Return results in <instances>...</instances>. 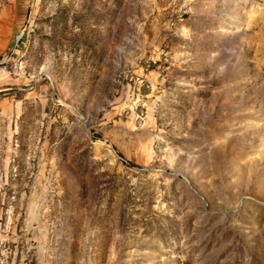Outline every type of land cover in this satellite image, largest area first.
<instances>
[{"label":"rangeland","instance_id":"1","mask_svg":"<svg viewBox=\"0 0 264 264\" xmlns=\"http://www.w3.org/2000/svg\"><path fill=\"white\" fill-rule=\"evenodd\" d=\"M0 264H264V0H0Z\"/></svg>","mask_w":264,"mask_h":264}]
</instances>
